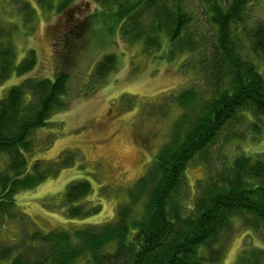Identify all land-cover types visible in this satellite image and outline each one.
Listing matches in <instances>:
<instances>
[{"label": "trees", "instance_id": "1", "mask_svg": "<svg viewBox=\"0 0 264 264\" xmlns=\"http://www.w3.org/2000/svg\"><path fill=\"white\" fill-rule=\"evenodd\" d=\"M14 1L31 21L32 5ZM96 1L117 19L125 40L143 41L147 51L160 49L163 38L170 37L169 55L188 52L194 68L208 78L210 89L206 93L186 88L178 95L183 111L172 126L169 141L135 184L129 199L119 204L114 220L74 231L36 228L20 239L0 240V264H77L84 260L94 264H219L237 218L254 231L264 229V152L236 155L222 173L208 171L196 182L192 206L184 203L180 190L187 183V168L197 157L206 161L209 148L228 127L246 121L255 132H261L264 23L248 32V54H244L240 34L245 31L242 22L249 0H196L215 29L209 46L201 44L191 30L194 13L190 0ZM37 2L47 9L54 6V0ZM71 4V0H62L57 6L65 23L55 56L67 67L65 61L75 48L73 40L87 37L91 25L102 22L100 15L95 19L97 13L89 20L71 16ZM10 31L0 24L1 82L13 71L24 75L37 65L35 50L15 64ZM116 67V54H107L97 63L93 76L103 80ZM69 81L66 70L53 79L28 77L0 100V228L7 227L11 218L29 222L16 206V195L70 164L61 159L54 167L41 168L38 160L29 168L26 156L33 151L34 132L67 106ZM90 193L91 184L86 180L67 186L70 217L99 211V207L74 205ZM238 264H264V248L250 247Z\"/></svg>", "mask_w": 264, "mask_h": 264}, {"label": "rangeland", "instance_id": "2", "mask_svg": "<svg viewBox=\"0 0 264 264\" xmlns=\"http://www.w3.org/2000/svg\"><path fill=\"white\" fill-rule=\"evenodd\" d=\"M22 1L34 9L31 21L26 19L19 3L0 0V24L11 29L15 64L35 50L37 65L29 73L19 75L13 71L9 79L0 81V100L12 86L28 77L53 79L59 71L66 70L70 75L67 106L34 132V148L26 156L29 168L38 160L41 168L54 167L53 163L61 159H68L70 164L16 195L18 210L30 221L24 224L11 218L7 227L0 228L3 241L28 236L36 228L43 232L74 231L114 220L119 204L129 199L135 184L169 141L172 126L183 111L178 95L186 88L206 93L210 89L208 78L194 68L188 52L169 55L170 37L165 36L162 47L151 51H147L143 41H127L120 34L117 19L96 0H71V16L89 20L97 13L95 19L100 15L102 22L91 25L87 37L73 40L75 52L73 49L65 61L70 65L67 67L55 56L56 42L65 23V17L57 10L62 0H54L51 9L42 7L37 0ZM188 5L194 13L191 30L201 44L211 45L215 29L207 13L196 0H190ZM258 23H264V0H249L242 22L245 31L240 34L244 54H248V32ZM112 53L116 54L117 67L105 79L97 80L93 76L97 63ZM202 55L208 56L204 52ZM261 152L264 119L258 133L246 121L228 127L209 148L207 160L197 157L187 168V183L180 190L182 200L187 206L193 205L196 182L205 178L208 171L222 173L236 155ZM83 180L91 184V193L74 205L99 207V211L72 218L67 214L66 189ZM250 247L264 248V229L254 231L237 218L219 264H238ZM77 264L94 263L84 260Z\"/></svg>", "mask_w": 264, "mask_h": 264}]
</instances>
